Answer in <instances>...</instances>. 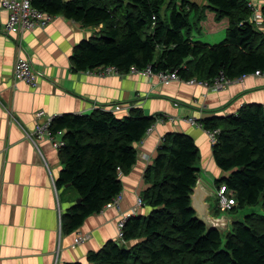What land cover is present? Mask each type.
<instances>
[{
	"label": "trees",
	"instance_id": "obj_1",
	"mask_svg": "<svg viewBox=\"0 0 264 264\" xmlns=\"http://www.w3.org/2000/svg\"><path fill=\"white\" fill-rule=\"evenodd\" d=\"M175 1L32 0V5L84 26L103 25L98 37L75 47L71 61L79 72L113 67L127 75L150 67L154 74L176 71L181 80L208 83L220 74L231 81L256 71L264 74V31L250 24L246 0H202L229 23L225 39L214 45L191 41L183 33L190 16L185 2L177 6ZM262 15L264 27V11ZM199 122L205 130H218L212 154L228 176L214 185L223 184L233 194V211L260 202L264 210V106L248 105L235 115ZM155 123L156 116H143L139 109L124 118L105 109L85 117L54 118L51 132L64 131L65 141L64 168L56 184L71 186L81 200L66 215L68 230L80 227L121 192L120 173L135 164L134 145ZM197 159L191 137L167 134L154 166L145 173L150 187L141 200L151 212L128 218L122 238L89 253L87 264H264V226L259 233L253 224L264 217L250 216L245 225H235L223 250L219 233L205 234V226L193 218L189 195L198 180Z\"/></svg>",
	"mask_w": 264,
	"mask_h": 264
},
{
	"label": "crops",
	"instance_id": "obj_2",
	"mask_svg": "<svg viewBox=\"0 0 264 264\" xmlns=\"http://www.w3.org/2000/svg\"><path fill=\"white\" fill-rule=\"evenodd\" d=\"M0 0V264H87V255L100 251L117 240L118 221L126 216H147L151 208L137 205L150 187L145 182L146 170L154 166L163 138L178 133L193 139L198 149V180L214 191V181L228 176L216 166L206 133L186 122L235 115L253 104L264 106V77L246 76L214 92L201 86H189L185 80L167 86L156 78L127 74L99 76L97 70L79 72L72 65L75 47L82 41L98 37L103 25L83 26L61 15L54 16L44 29H35L20 36L3 31L8 12ZM69 2L72 0H63ZM185 2L191 41L199 36L212 40L219 25L226 36L228 20L219 19L206 1ZM254 2L261 18V4ZM44 2V1H43ZM60 16V17H59ZM251 17V13H250ZM250 22V18H249ZM193 30L197 31L193 37ZM202 31H206L202 34ZM225 39V38H224ZM222 41V40H221ZM18 43V44H17ZM207 44V43H204ZM18 57L28 58L36 72L43 75L34 88L12 79V68ZM73 81V82H72ZM118 108V110L116 109ZM108 110L124 118L139 109L143 116H156V123L144 138L134 145L136 162L120 173L122 185L119 209L104 207L87 217L75 230H68V215L79 199L71 186H57L63 170L61 150L44 138L32 142L27 134L34 129V115L45 118L89 116L97 110ZM175 121L161 122L159 119ZM185 120V121H184ZM64 131L54 134L63 140ZM65 142V141H64ZM216 207V205H215ZM221 213V212H219ZM218 213V214H219ZM85 238L76 245L74 240Z\"/></svg>",
	"mask_w": 264,
	"mask_h": 264
},
{
	"label": "built area",
	"instance_id": "obj_3",
	"mask_svg": "<svg viewBox=\"0 0 264 264\" xmlns=\"http://www.w3.org/2000/svg\"><path fill=\"white\" fill-rule=\"evenodd\" d=\"M2 7L4 10L8 12V18L5 24L3 25V31L8 35L20 36L24 33L31 32L35 29H44L47 27L54 16L47 14L41 10H38L32 5V0H3ZM258 5L254 2H248L247 7L251 13L250 23L256 26V28L261 25L260 15L257 13L256 7ZM262 10H264V1L261 4ZM99 76L103 75H117L122 76L115 68L108 67L104 69H100L97 71ZM129 74L134 75H142L145 77H153L156 78L157 81L167 86L173 82L180 81L179 76L176 71L171 72H161L154 74L151 71V68L148 67L142 71H138L136 69H132ZM253 76L255 77H264V74L260 71H256ZM43 75L39 72H36L33 69L32 63L28 58L18 57L12 68V79L15 82H23L31 87H36L38 85V80L42 79ZM244 78V77H243ZM240 78V79H243ZM232 81L225 78L223 74H220L216 77L212 83H208L206 81L197 80V79H189L186 81V84L189 86H201L207 88L208 90L219 92L224 90L227 86L230 85ZM118 110V108H116ZM44 116L43 112H38L34 115L37 122L35 123L34 129L31 133L27 134V137L32 141L36 142L42 140L44 138L50 140L53 143V146L59 150H62L65 146V142L63 140H56L54 135L51 132V126L54 118H45L41 120ZM161 122H171L173 123L175 120L173 118H162L159 119ZM185 121V120H184ZM186 122L190 125L195 126L196 128L203 129L206 133L208 141L210 145H214L216 143V137L218 134V130H205L203 125L200 122H197L193 118H189ZM216 208L219 212H232L236 207V202L233 197V194L229 192L225 185H220L216 188ZM121 202V194L115 196L109 203L106 204L105 207L111 208L115 207L119 209V204ZM137 205H142L141 198L138 199ZM132 216V215H131ZM131 216L122 217L117 224V239H121L123 236V226L124 222L130 218ZM85 238L78 236L74 243L76 245L82 244L85 242Z\"/></svg>",
	"mask_w": 264,
	"mask_h": 264
},
{
	"label": "water",
	"instance_id": "obj_4",
	"mask_svg": "<svg viewBox=\"0 0 264 264\" xmlns=\"http://www.w3.org/2000/svg\"><path fill=\"white\" fill-rule=\"evenodd\" d=\"M80 202L81 200L78 199L76 204ZM215 205V192L202 181L197 180L189 195V210L194 213L193 218L205 226V234L210 230H216L219 233L222 243L221 250L226 244L227 235L233 231L235 225H245V219L250 216L264 217L262 202L254 207H244L236 214L219 213L216 215Z\"/></svg>",
	"mask_w": 264,
	"mask_h": 264
},
{
	"label": "rangeland",
	"instance_id": "obj_5",
	"mask_svg": "<svg viewBox=\"0 0 264 264\" xmlns=\"http://www.w3.org/2000/svg\"><path fill=\"white\" fill-rule=\"evenodd\" d=\"M164 14L168 15L169 11L162 10V15H164ZM223 25H225V23L222 24V21H221V25H219V27L217 29V32L214 33L213 39H216V40H212L210 38L208 40H206L207 36L205 35V38L203 36H199L200 41H202V43H207L209 45H214V44L219 43L221 40H223L225 38L224 32L222 30H220V26H223ZM193 32H195V30H193ZM205 32L206 31H202V34H204ZM195 34H198V32L196 31L195 33H193L192 34L193 37H195ZM221 185H223V184H221ZM216 188L217 187L215 186V188H214L215 195H216ZM239 210H243V209H236V211H233V212H221V213H228V214L229 213H231V214L235 213L236 214V213H238ZM253 224H254L255 228H257V232L261 233V232L264 231V230L261 231V228H260V227L264 226V220H262V219H258V220L254 219Z\"/></svg>",
	"mask_w": 264,
	"mask_h": 264
},
{
	"label": "bare ground",
	"instance_id": "obj_6",
	"mask_svg": "<svg viewBox=\"0 0 264 264\" xmlns=\"http://www.w3.org/2000/svg\"><path fill=\"white\" fill-rule=\"evenodd\" d=\"M60 17V16H59ZM80 23V22H79ZM83 26H84V24H83ZM255 29V28H254ZM18 44V43H17ZM75 68V67H74ZM73 82V81H72Z\"/></svg>",
	"mask_w": 264,
	"mask_h": 264
}]
</instances>
